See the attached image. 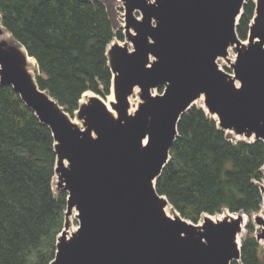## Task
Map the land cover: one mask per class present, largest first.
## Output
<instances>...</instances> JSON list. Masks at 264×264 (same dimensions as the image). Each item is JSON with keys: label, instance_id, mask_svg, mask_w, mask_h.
<instances>
[{"label": "water", "instance_id": "obj_1", "mask_svg": "<svg viewBox=\"0 0 264 264\" xmlns=\"http://www.w3.org/2000/svg\"><path fill=\"white\" fill-rule=\"evenodd\" d=\"M121 1L134 50L119 44L107 49L118 117L96 96L78 110L85 130L40 88L22 50L0 42V82L52 131L59 186L68 193L66 217L77 212L79 227L70 236L64 228L51 264L239 262L247 215L227 210L230 218L222 221L206 215L201 227L178 212L172 218L156 183L170 162L182 116L201 97L220 129L264 142V0L254 1L245 41L237 26L247 0ZM3 29L0 17V36ZM230 47L237 51L234 77L217 63ZM136 87L141 103L130 114ZM161 87L165 91L154 95ZM254 221L264 241V216Z\"/></svg>", "mask_w": 264, "mask_h": 264}, {"label": "trees", "instance_id": "obj_2", "mask_svg": "<svg viewBox=\"0 0 264 264\" xmlns=\"http://www.w3.org/2000/svg\"><path fill=\"white\" fill-rule=\"evenodd\" d=\"M254 4L244 6L237 33L247 36ZM2 24L37 62V82L71 117L84 93L107 96L112 73L107 48L114 21L102 0H0ZM162 91V87H161ZM170 162L156 183L180 216L198 224L204 215L248 217L241 260L264 264L253 218L263 205L264 142L233 140L202 108L178 125ZM57 154L50 128L10 85L0 82V264H51L65 228L68 193L53 189Z\"/></svg>", "mask_w": 264, "mask_h": 264}, {"label": "rangeland", "instance_id": "obj_3", "mask_svg": "<svg viewBox=\"0 0 264 264\" xmlns=\"http://www.w3.org/2000/svg\"><path fill=\"white\" fill-rule=\"evenodd\" d=\"M102 1L106 5V7H107V9L109 11V14L111 16V18L114 21L115 32H118L119 30H121L122 33H123V36H124V39L123 40H120L118 38H114V40L112 41V43L110 44V46H108L109 49L108 48L107 49L110 50L113 45L119 44V45H122V46H126L130 51H133L134 50V46H133L132 42L128 40L127 32L125 31V9H124V3L121 0H102ZM254 1H256V0H247V3L254 2ZM136 16L138 18L141 17L139 13H136ZM131 32H132V34H134V31H131ZM12 41H13V39H12ZM228 52H229L228 57L226 59L219 58L217 60V63H218V66H219L220 69H222L224 72H226L227 74H229L232 77H234L233 64L237 60L236 47H230V49H229ZM36 75H39V69L37 70V74ZM237 84H238V86L240 85L238 82H237ZM164 91H165V87H162V91H161V88H158V89H155L153 91V94L154 95L161 94ZM140 93H141L140 89L138 87H136V89L134 90L133 94L130 96V99H132V101H133V106L136 109H138V106L141 103ZM94 94L97 96V98H99L106 105V104L110 103V99H112L111 96H112V94H114V92H113V89L111 87V92L107 96H102V95H99V94H96V93H94ZM82 98H83V96H82ZM88 100L89 99H87V101ZM115 103H117V100L116 99H115ZM81 104L82 103L80 101V105ZM112 107H113V105H112ZM193 107L201 108V106H199L197 104L193 105ZM130 108H131V102H130ZM206 113L208 114L207 111H206ZM70 118L73 119V120H77L80 123V126H81L80 128L81 129H83V130L86 129L84 120L83 119H80L78 117V111L75 113V115L73 117L70 116ZM226 133L229 134L232 137L233 140H245V141H248L249 140L246 136H236L234 133H232L230 131H227ZM249 142H251V141L249 140ZM59 183H60V181H59V174L56 173V176H55L54 182H53V189H54V192H55L56 195H58L60 193V191L63 190V188L59 186ZM257 185L260 188H262L264 186V179L261 182H257ZM227 215L229 217L223 218L221 220L219 219V221H222L224 219L230 218V215L228 214L227 211L224 212V213H222V214H219V215H216V216H210V217H216L214 219L215 220H218V218L220 216H227ZM171 216L172 217H180L179 214L173 209V207H172V214H171ZM255 216H261V217L264 216V201H263V205H262L261 211L258 214H256ZM205 218H206V215H204L202 217L201 221L197 225L201 227L203 225V221H204ZM248 220L243 225L242 238L246 235V232H247L246 231V225L248 223ZM253 221H254V218H253ZM254 223L256 225V222L255 221H254ZM65 226H66L65 227V230H66L67 233H68L69 230L72 229V233H70V234L68 233L69 236L71 234H73L74 232H76L77 229H78V227H79V222L77 221L76 215L73 216L70 220L68 219V217H66ZM256 230H257V234H259L261 232V227H259V226L256 225ZM260 242H261L262 247L264 248V241H260Z\"/></svg>", "mask_w": 264, "mask_h": 264}, {"label": "bare ground", "instance_id": "obj_4", "mask_svg": "<svg viewBox=\"0 0 264 264\" xmlns=\"http://www.w3.org/2000/svg\"><path fill=\"white\" fill-rule=\"evenodd\" d=\"M0 42H6V43H8V45H14V46H17L18 48H20V49L22 50V52H23L24 55L26 56L27 70H28L29 73L34 77V79H36V76H37L36 74H37V70H38V65H37L36 60H35L34 58H32V57H30V56L27 55L26 49H25L22 45H19V44H13V41H12L11 35H10L5 29H3V34L0 36ZM245 44H247V43H245ZM36 81H37V79H36ZM95 97H96V95H95L93 92L88 91V92L84 93L83 98H82V100H81V103H82V104H85V103H87L90 99L95 98ZM111 97H112V99H110V103L106 104V106H107L108 110L111 112V114H112L115 118H117V117H118V114H117V112L114 110V108L112 107V104H115V95L112 94ZM87 99H89V100L87 101ZM86 101H87V102H86ZM130 102H131V108H130V111H129V112H130V114H134V113L136 112L137 109L133 106V101H132V99H130ZM195 104L201 106V108H203L205 111H208L207 108H206V106H205L204 98H203V97H201L200 99H198L197 101H195V102H194V105H195ZM212 117H213L214 119H216V120L218 119L216 115H213ZM71 121H72L75 125L81 127V126H80V123H79L77 120H73V119H71ZM145 142H146V140L144 141V143H145ZM165 212H166V214H167L168 216L172 217V216H171V214H172V206H171L170 204H168V205L165 207ZM75 215H76V211L74 210L73 213L68 217V219L70 220V219H71L73 216H75ZM226 217H229V216H228V215H227V216H220V217L218 218V220H215V219H214V218H216V217H211V219H212L213 221H219V219L221 220V219L226 218ZM172 218H174V217H172ZM234 218H236V217L234 216ZM68 233H69V234L72 233V229L69 230ZM241 238H242V236H241Z\"/></svg>", "mask_w": 264, "mask_h": 264}, {"label": "flooded vegetation", "instance_id": "obj_5", "mask_svg": "<svg viewBox=\"0 0 264 264\" xmlns=\"http://www.w3.org/2000/svg\"><path fill=\"white\" fill-rule=\"evenodd\" d=\"M252 3H253L254 6H255V3H254V2H252ZM255 9H256V7L254 8V13H253V16H252V19H251V21H250L249 26L251 25V22H252L253 18L255 17ZM248 31H249V29H248ZM247 34H248V33H247Z\"/></svg>", "mask_w": 264, "mask_h": 264}]
</instances>
